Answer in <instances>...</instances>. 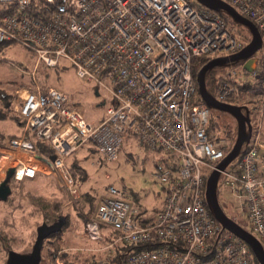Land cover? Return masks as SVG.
<instances>
[{"label": "built area", "instance_id": "1", "mask_svg": "<svg viewBox=\"0 0 264 264\" xmlns=\"http://www.w3.org/2000/svg\"><path fill=\"white\" fill-rule=\"evenodd\" d=\"M221 1L264 32V0ZM248 42L228 28L219 11L190 0H0V45L18 43L35 54L33 89H17L12 107L23 121L22 132L0 139V151L43 160L70 193L77 189L66 159L81 146L112 160L130 134L171 157L151 173L164 191L154 214L138 212L134 200L112 184L97 198L84 226L88 237L100 242L92 264H255L249 246L217 221L206 202V179L231 148L210 132L211 111L194 100L192 73L196 60L229 56ZM60 59L86 84L110 95L99 123L88 121L79 103L69 105L64 91L40 87L38 67L58 66ZM243 63H230L214 97L226 103L257 97L263 104L264 55L257 95L243 96ZM248 73H259L257 58ZM257 120L234 174H226L231 190L245 193L248 220L264 244V142ZM43 145L49 155L41 152ZM11 169L16 180L37 172L23 161ZM51 264L68 263L55 257Z\"/></svg>", "mask_w": 264, "mask_h": 264}, {"label": "rangeland", "instance_id": "2", "mask_svg": "<svg viewBox=\"0 0 264 264\" xmlns=\"http://www.w3.org/2000/svg\"><path fill=\"white\" fill-rule=\"evenodd\" d=\"M190 1L197 5L194 0ZM219 12L226 19L228 28L243 42L251 39L252 34L248 26L236 21L226 11L220 10ZM263 55L264 49L262 47L254 53L259 71L255 77L251 73H243L246 77H252L253 88L257 87L260 80V58ZM34 62L35 54L32 50L18 43L0 45V89L4 90L6 94H11L19 82L25 83L19 89L29 88L33 85V82L31 85L29 82L31 81L30 72ZM237 62H243V60ZM15 65L23 68L25 72L19 71ZM229 65L230 63L215 66L206 72L205 87L213 96L216 95L215 86L219 76L229 68ZM37 76V81L42 89L44 87L58 88L70 96L74 102H79L85 111V118L88 120L98 123L104 118L105 107L111 102L110 95L103 89H98V95H95L96 86L86 84L80 79L66 60L60 59L58 66L55 67L40 66L37 69ZM250 91H246L243 96L249 95L248 92ZM230 104L246 106L250 110L248 115L251 125L257 119H260L257 120L258 123L261 121L258 116L263 112L261 136L264 139V104L257 97L253 101L245 100L244 102L243 100L232 99ZM210 111L213 125L209 129L210 132L224 138L231 148L237 132L236 118L231 113L217 109L213 111L210 109ZM19 129L20 126L14 119L0 116L1 132L11 135ZM246 144V142L243 143L241 151ZM83 148L81 146L75 152V156L84 165L88 174V177L79 183L80 188L85 189L83 192L77 190L76 193H70L68 189L60 185V179H57L52 173H49L52 176L46 175L44 179L40 177L45 176L43 172L39 177L37 176L39 182L36 184L35 182L38 180L34 181L37 187L32 186V184L27 186L28 191L31 190L32 197L26 200L24 184L12 182L14 187L11 188L10 195L5 201L0 200V264H5L7 251L10 249L18 253L31 250L36 237V227L43 222L50 224L59 216L52 215L53 212H51L52 208L56 210L58 203L61 206L59 214L69 215L68 223L64 224L58 235H49L45 238L39 264H51L55 257H60L64 262L71 264L67 260V252L77 253L80 257H84L93 253L94 248L100 247V242L93 241L88 237L84 229L85 223L77 214V212H81V208L84 211L89 209L86 190L90 191L96 199L90 208L91 219L94 216L97 197L106 192V187L109 184L123 189L125 195L134 200L138 212L152 214L155 209L162 206L164 191L161 184L151 177V173L160 162H169L171 160L170 155L161 150L153 151L146 148L136 137L130 134L124 137L117 156L112 160H103L98 156L97 163L92 160V154L90 157L84 158ZM262 152L264 153L263 150ZM237 157L238 155L225 166L223 172L219 173L216 186L217 198L223 211L228 216H232L243 229L254 235L243 206L246 201L245 193L231 190L227 183L232 179L226 173L234 174ZM2 159H0V181L6 177V173L2 171ZM70 159L71 157L68 160L70 161ZM92 163L95 165H91ZM45 199H49L51 204V208L47 212H44L46 211ZM101 232L106 234L108 230L102 229ZM262 245L264 247V244ZM49 253L55 254L48 257ZM89 258L91 257L89 256Z\"/></svg>", "mask_w": 264, "mask_h": 264}, {"label": "water", "instance_id": "3", "mask_svg": "<svg viewBox=\"0 0 264 264\" xmlns=\"http://www.w3.org/2000/svg\"><path fill=\"white\" fill-rule=\"evenodd\" d=\"M198 4L211 8L213 10H223L229 13L236 21L248 26L252 37L241 50L224 57H214L205 62L196 73L197 92L200 98L210 107L223 112L231 113L237 121V132L234 143L228 153L217 163L216 169L212 170L206 179L205 198L212 214L221 225L241 238L251 249L253 256L258 264H264V247L262 243L250 232L243 229L233 218L228 216L220 206L217 198L216 186L220 171L227 164L239 155L243 143L248 142L251 123L249 120V109L246 106H238L217 100L205 87L206 72L215 67L226 63L244 60L243 68L247 72L252 71V64L255 58L254 53L262 47V37L256 26L247 18L239 15L230 5L221 0H195ZM244 110V112L242 111ZM54 156L50 155L49 160H53ZM13 174L10 169L7 176L0 181V200L5 201L11 193L9 178ZM66 223V218L59 215L55 221L48 224L41 223L36 227V237L32 244L31 250L25 253H18L12 249L8 250L5 264H39L41 259V250L46 237L51 234L58 233Z\"/></svg>", "mask_w": 264, "mask_h": 264}, {"label": "trees", "instance_id": "4", "mask_svg": "<svg viewBox=\"0 0 264 264\" xmlns=\"http://www.w3.org/2000/svg\"><path fill=\"white\" fill-rule=\"evenodd\" d=\"M261 37H262V48L264 49V32H261ZM204 60H196L195 61V65H193V70H192V73H193V77L195 78V76H196V73H197V71L200 69V67L204 64ZM234 63H237V62H234ZM40 67V66H39ZM38 67V68H39ZM248 72H246L245 71V74H247ZM35 76H36V79L38 78V76H37V71L35 72ZM31 82H32V79H31V81L29 82L30 83V85H31ZM25 85V83H23V82H19L17 85H16V88H15V90H14V92L13 93H11V94H6L5 92H4V90H2V89H0V116H2V117H6V118H11V119H14L18 124H19V126L21 127V132H22V129H23V126H22V124H23V121L21 120V118L16 114V113H14L13 111H12V107H13V104H14V99H15V91L17 90V89H19L20 87H22V86H24ZM250 85V82L249 81H247L246 83H245V85H242L241 86V88L243 89V90H247V88H250L251 86H249ZM29 88L30 89H33V85H31V86H29ZM45 89L46 88H48V87H44ZM208 92H210L209 90H207ZM253 95H255V94H253ZM195 96L196 97H194V100L195 101H197V102H204L201 98H200V96H199V94H198V92H197V90H196V92H195ZM197 99V100H196ZM209 109H211L212 111L213 110H216V109H214V108H210L209 107ZM220 111V110H219ZM211 115H212V113H211ZM211 115H210V120H209V129L213 126L212 125V118H211ZM21 132H20V134H21ZM19 134V135H20ZM19 135H14V134H11V135H8V134H6V133H4V132H1L0 131V139H2V138H6V137H17V136H19ZM122 146V145H121ZM88 150H89V153H93V152H95L96 153V151L94 150V148H92V146H90V147H88ZM244 150V149H243ZM242 150V151H243ZM41 152L44 154V155H49L50 154V150L48 149V147H47V145H43L42 146V149H41ZM240 152H241V150H240ZM76 154H75V152L72 154V155H70L67 159H66V164H67V166H68V168H69V170L71 171V173H72V175H73V177H74V185H75V187H76V189L77 190H79L80 189V186H79V183H80V181H83V179L85 180L86 179V177L88 176V174H87V171H86V169H85V167L81 164V162H80V160L77 158V156H75ZM100 156V155H99ZM71 157V159H70V161L68 160L69 158ZM102 158V157H101ZM103 159V158H102ZM101 159V160H102ZM104 160V159H103ZM10 178H9V185H10ZM10 186H12V183H11V185ZM14 187V186H13ZM12 188V187H11ZM80 190H82V189H80ZM83 191H85V189L83 188V190H82V192ZM86 196H88V207H89V209L87 210V211H84V210H82V208L80 209V213L79 212H77V214L80 216V218L81 219H83V222L84 223H86V222H88L91 218V212H90V208H92V204L95 202V196L90 192V191H87L86 190ZM28 196H29V198H31L32 197V193H29L28 192ZM91 198V199H90ZM44 201H46V211H44V212H47L48 210H49V208H51V204H50V200L49 199H45ZM82 207V206H81ZM161 207V206H160ZM159 207V208H160ZM159 208H157V209H155L154 211H153V213L152 214H154ZM60 209H61V206H60V204L58 203V205L56 206V210H53V208H52V210H51V212H53V214L52 215H62V214H59V212H60ZM148 215H151V214H148ZM63 216H65V218H66V224L68 223V219H69V215L68 214H66V215H63ZM100 229H103V226L101 225L100 226ZM109 233H111L112 234V231H110ZM59 233H55V234H51V235H58ZM118 246L116 245V249H118L117 248ZM56 250V249H55ZM8 252V251H7ZM54 254L55 253H49L48 254V257H52V256H54ZM66 256H67V260H68V262L69 263H71V264H92L91 262H90V258H89V256L90 257H93V256H95V254L94 253H89V255H87V256H84V257H80L77 253H71V252H67V254H66ZM254 259H255V257H254ZM40 261H41V259H40ZM40 263V262H39ZM255 264H258V261L255 259Z\"/></svg>", "mask_w": 264, "mask_h": 264}, {"label": "crops", "instance_id": "5", "mask_svg": "<svg viewBox=\"0 0 264 264\" xmlns=\"http://www.w3.org/2000/svg\"><path fill=\"white\" fill-rule=\"evenodd\" d=\"M249 77V78H248ZM254 78V77H253ZM244 79H246L247 81H249L250 82V85L249 86H251L250 88H247V91H249V90H251L250 92H248V93H250L249 95H245L246 97H250L251 95H253V94H255V95H257L258 94V92H259V90H260V88H259V81H258V84H257V87L256 88H253L254 87V84H253V81H252V77H250V76H245L244 77ZM254 91V92H253ZM94 93H95V95H98V90L97 89H94ZM69 97V102H70V104L69 105H71L72 103H74V101L70 98V96H68ZM254 99H256V97H254V98H252L251 99V101H253ZM76 103H79V102H76ZM80 104V103H79ZM264 104V103H263ZM84 115H85V111H84ZM262 116H263V112H261L260 113V115L258 116V118L260 117L261 118V127H262ZM85 117H86V115H85ZM87 119V118H86ZM88 120V119H87ZM88 121H91V122H93V123H95L94 121H92V120H88ZM99 123V122H98ZM20 132H21V127H20V129L18 130V131H16L15 133H13L14 135H19L20 134ZM261 132H262V130H261ZM263 139V138H262ZM263 142H264V139H263ZM82 147H84L83 149H82V152H83V154H84V158L87 156V157H90V154H92V160L95 162H97V159H98V156H99V154L96 152V153H89V150H88V147H90V145H84V146H82ZM263 151H264V149H263ZM93 155H95V156H97L96 157V160H95V156H93ZM1 158H3L4 159V161L2 162V166H3V173H6V176H7V174L9 173V171H10V169H11V167H13L16 163H18V162H20V161H23V162H27V163H30V164H33L36 168H37V172H36V174H35V176L33 177V178H26V179H22V180H16V179H14V177L11 175L10 176V185H11V183L12 182H17V183H19L20 185L21 184H24V187L26 188L25 189V194H26V200L27 199H29V196H28V192L29 193H31V190L30 191H28L29 189L27 188V186L28 185H31L32 184V186H36V184L39 182V179H38V177H39V175H41L43 172V174H45V176H40V177H43V179L46 177V175H51L52 176V174H49L50 173V171H49V169H48V165H46V163H44V161L43 160H41V159H35V158H33V157H31L30 155H28V154H26V153H23V152H21V151H17V150H7V149H2L1 151H0V159ZM98 163V162H97ZM83 165V164H82ZM91 165H95L94 163H92ZM84 166V165H83ZM38 176V177H37ZM88 177V176H87ZM35 180H38V181H36L35 183H34V181ZM12 187V189H13V186H11ZM37 187V186H36ZM11 189V190H12ZM38 189V188H37ZM81 189V188H80ZM79 189V190H80ZM82 192V191H81ZM100 196V195H99ZM98 196V197H99ZM97 197V198H98ZM243 206H244V204H243ZM231 218H232V216H230ZM234 219V218H233ZM235 220V219H234Z\"/></svg>", "mask_w": 264, "mask_h": 264}, {"label": "flooded vegetation", "instance_id": "6", "mask_svg": "<svg viewBox=\"0 0 264 264\" xmlns=\"http://www.w3.org/2000/svg\"><path fill=\"white\" fill-rule=\"evenodd\" d=\"M227 103H229V102H227ZM243 112H244V110H242ZM220 203V202H219ZM220 206H221V208H222V205L220 204ZM223 209V208H222Z\"/></svg>", "mask_w": 264, "mask_h": 264}, {"label": "bare ground", "instance_id": "7", "mask_svg": "<svg viewBox=\"0 0 264 264\" xmlns=\"http://www.w3.org/2000/svg\"><path fill=\"white\" fill-rule=\"evenodd\" d=\"M2 160H4V159H2ZM2 160H1V162H3ZM2 171H3V170H2Z\"/></svg>", "mask_w": 264, "mask_h": 264}]
</instances>
